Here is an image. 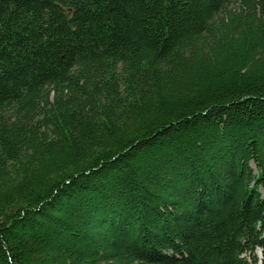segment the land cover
<instances>
[{"label":"trees","instance_id":"trees-1","mask_svg":"<svg viewBox=\"0 0 264 264\" xmlns=\"http://www.w3.org/2000/svg\"><path fill=\"white\" fill-rule=\"evenodd\" d=\"M264 264V0H0V264Z\"/></svg>","mask_w":264,"mask_h":264},{"label":"rangeland","instance_id":"rangeland-1","mask_svg":"<svg viewBox=\"0 0 264 264\" xmlns=\"http://www.w3.org/2000/svg\"><path fill=\"white\" fill-rule=\"evenodd\" d=\"M256 255L258 256L257 262L260 261L259 260V251H256Z\"/></svg>","mask_w":264,"mask_h":264},{"label":"bare ground","instance_id":"bare-ground-1","mask_svg":"<svg viewBox=\"0 0 264 264\" xmlns=\"http://www.w3.org/2000/svg\"><path fill=\"white\" fill-rule=\"evenodd\" d=\"M260 256V255H259Z\"/></svg>","mask_w":264,"mask_h":264}]
</instances>
